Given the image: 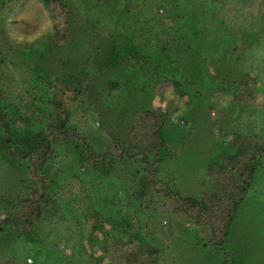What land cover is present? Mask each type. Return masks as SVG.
I'll return each instance as SVG.
<instances>
[{
    "label": "trees",
    "instance_id": "trees-1",
    "mask_svg": "<svg viewBox=\"0 0 264 264\" xmlns=\"http://www.w3.org/2000/svg\"><path fill=\"white\" fill-rule=\"evenodd\" d=\"M36 1L45 9L50 21L52 34L48 37V45L51 48L36 59L31 56L19 67L11 65L8 68L9 48L0 47V101L9 95V100L16 102L14 109L0 104V161H13L16 165L12 164V167L22 175L11 196L0 195V245L12 240L10 232L23 239L24 233L33 235L35 230L42 237V245L38 249L33 245L37 259L25 253L22 256L8 252L0 260L4 264H27L26 260L31 257L29 264H83V256H86L88 264H166L171 243L177 238L187 237L188 240L191 230L200 228L204 230L209 246L224 253L226 264L225 246L230 230L262 168L264 127L261 122H255V117L264 114V74L225 75V79L229 76L223 86L230 87L227 93L231 96L230 105L242 109L246 126L236 124V119L230 117V132L216 136L224 142L218 145L215 141L222 150L207 166L206 191L198 198L181 197L180 189L174 191L171 188L170 175L162 169V161L166 158L163 133L168 125H179L173 118L176 109L170 105L161 109L152 104L156 95L162 99L163 88L167 85L172 87V93L178 99L183 100L187 95L175 79L181 68L168 70V67L178 61V45L187 41L192 49L198 48L209 28L199 30L201 36H180L179 41L169 36L159 39L157 33L153 38L144 36L147 37L145 42L135 44L131 41L137 33H148L157 24L163 27L164 22L174 27L178 20L185 22L192 18L181 14L177 16L178 20L168 17H165L168 21L158 20V10L169 12L170 7L176 10L178 0H158L148 4L144 0L140 4H135L134 0H118V12L110 9L121 20L117 27H110L106 20L98 21L97 14L91 17L95 25L86 28L89 29L87 35L80 37L74 27L78 15L71 14L62 0ZM186 1L189 5V0ZM217 1L213 0L214 4ZM96 2L99 5L100 0ZM13 3L14 0H0V19L4 11L12 9ZM121 3L131 7L125 8ZM86 7L84 4V10ZM200 8L204 10L205 6L197 2L196 10ZM128 13L133 14L136 24L145 25L144 29L129 34L125 16ZM220 13H205L208 26L212 19H219ZM144 17L147 19L142 23ZM225 24L223 20L222 25ZM261 24L264 31V11ZM227 31V35H232L233 31ZM79 37V48L87 55V61H79L78 56L64 46L72 38L75 41ZM247 45L239 47L243 57L249 49ZM173 52L175 57H170ZM12 63L17 62L12 60ZM112 67L123 70L127 67L130 72L143 76L142 80L145 77L144 81H155L151 82V95L146 93L149 83L135 80L136 76H130L124 83L130 92L140 88L146 97L151 96V107L132 112L125 139L115 138L106 149L96 150L92 145L95 138L88 139L75 126L81 124V116L89 113L91 103H94L85 82L88 72L101 73ZM144 70L150 75H145ZM14 74L22 78L19 83L22 89H18L24 91L22 96L13 91ZM185 82L194 85L187 78ZM119 87L123 89L115 84V78H109L101 95L113 97ZM257 96H260L259 102ZM68 158L72 163L68 166H73L74 170L68 178H63L61 173L65 171L57 169L56 165L65 163ZM121 165H132L134 173L122 179L117 172ZM111 172H114L113 176ZM137 175L138 180H135ZM114 180H118L116 183L131 181L135 188L131 192L124 190L125 199H120L115 193L111 195L114 185H110ZM102 198L108 201L103 207ZM159 199L162 200L161 210L153 214L151 206ZM122 206L126 211L119 215L116 212ZM45 243L48 249H45ZM187 252L191 258H197L192 245Z\"/></svg>",
    "mask_w": 264,
    "mask_h": 264
},
{
    "label": "rangeland",
    "instance_id": "rangeland-1",
    "mask_svg": "<svg viewBox=\"0 0 264 264\" xmlns=\"http://www.w3.org/2000/svg\"><path fill=\"white\" fill-rule=\"evenodd\" d=\"M157 1L144 0V3ZM62 2L69 8L71 14L73 12L77 13L78 20L74 27L79 32L80 37L87 35L89 29L86 28L95 25L91 17L94 18L93 16H97V14H99L98 21L106 20L110 27L115 28L121 23L120 18L113 14L114 11L110 10L117 11L116 5L120 4L118 0H100L99 5L96 0H62ZM90 2H92V5H90ZM141 2L142 0H134L135 4ZM197 2H200L201 5L204 4V10L202 8L196 10ZM107 3L109 5L105 8ZM215 3L213 0H189L188 5L186 0H178L176 10L175 7H170L169 12L164 11L165 9H163L164 12L161 9L158 10V20L163 22L167 20L165 17L178 20L177 16L181 14L192 19L185 22L178 20L177 23H174V27L165 24V22L164 25L162 24L163 27L157 24L153 26L155 31L152 29L145 34L137 33L131 41L135 44L143 43L145 42L144 39L147 38L144 36L153 38L157 33L159 39L169 36L177 38L179 41L180 36H201L198 31L209 28L198 48L194 46L192 49L187 41L178 45L176 49L178 61L176 65L172 64L168 67V70H175L177 66L181 68V73H176L175 79L182 84L187 95L183 100L178 99L172 93V87L167 85L163 88V90L165 89V95L162 99H159L156 95L152 104L154 107H161V109H164L166 105L176 109L173 118L179 125H168L163 133L165 140L163 151H165L166 158L162 161V169L170 175L171 182H169V185L171 184V188L174 191H178L175 190L176 188L180 189L178 192L182 195L181 197L198 198L206 191L208 186L206 181L207 166L218 157L217 155L221 154L222 149L218 145L224 142L218 140L216 136L218 133L227 135L230 132V125L228 126L230 117L236 119V124H245L243 118L245 113H242V109L230 105L231 96L230 94L227 95L230 87L223 86L229 76L239 77L240 72H252V75L264 74V31H262L263 23L261 24L264 0H219ZM82 4L83 6H81ZM84 4L87 5L85 10ZM121 4L123 5V3ZM183 4L188 6L185 7ZM71 5L74 7L73 10ZM123 7L131 6L123 5ZM204 11L210 15L220 11L221 13L218 15L220 20L212 19L210 26H208L205 22L207 15ZM2 15L3 17L0 19V47L9 48L7 60L11 59L8 62V68L11 65L19 67L31 56L36 59L43 51L51 48L48 45V37L52 34L50 21L45 9L36 0H14L12 9L4 11ZM132 15L131 13L125 15L128 20L127 32L129 34L139 32L145 26L141 23L136 24L132 19ZM146 19L147 17H144L142 23ZM223 20L226 22L225 25H222ZM150 25L152 24L150 23ZM227 30L233 31L232 35H227ZM237 35L238 39L236 38ZM80 37L76 38L75 41L72 38L64 46L71 49L78 56L79 61H87V55H83L79 48L81 47ZM161 43H165V40ZM191 43L194 44L193 41ZM205 43L207 47L204 46ZM244 45L249 46V49L245 51L247 53L243 57L239 53V47ZM155 49L157 48L152 50ZM174 55L175 52L170 57ZM12 60L17 63L13 64ZM111 62L115 61L111 60ZM125 68L126 70L112 67L109 71L105 70L101 73L90 71L86 76L85 82L89 85L91 102L94 103H91L92 109L89 113H83L80 118L79 123L84 126L76 123L75 128L78 132L87 136L88 139L90 137L95 138L92 145L96 150L98 148L106 149L109 144L113 143L115 138L125 139L132 112L151 107V96L150 98L146 97L147 95L142 94L140 88L136 92H130L128 85L124 84L130 79V76H136L135 80L139 79L140 81H144L146 78L144 77L142 80L143 76H139L135 72L132 73L129 69L127 70V67ZM144 73L150 75V72L146 70H144ZM227 74L229 76L225 79ZM109 78H115V84L123 86V89L121 87L117 89L118 91L113 97L107 94L101 95L102 90L105 87L107 88ZM186 78L194 85L191 86L186 83ZM21 79L19 75L14 74L13 91L22 96L24 91H20L22 88L19 86ZM144 82L149 83L150 86L147 85L148 91L146 93L151 95L153 84L151 82L155 83V81L146 80ZM218 90L222 92L219 93ZM8 96L1 100L0 104L8 109H14L16 102L14 99L9 100ZM259 97L257 96L258 102ZM182 118L184 119L182 120ZM255 122H261L264 127V114L257 115ZM214 127L217 128V131L214 130ZM250 129L252 130V128ZM255 132H258V130H255ZM215 141H218V145ZM70 162L71 159L68 158L65 163L56 165L57 169L65 171V173L63 171L61 173L63 178H68L71 171L74 170L73 166H68L72 164ZM12 164L16 165L8 159L0 161V195L6 197L13 194L12 191L15 190L17 183L22 178L20 171L12 167ZM122 165L117 169V172L122 176V179H126L127 175L134 173L135 168L132 165L130 167ZM112 173L114 172H111V176H113ZM138 177L137 175L135 180H138ZM117 181L114 180V183L110 185H114L111 195L115 193L120 199L122 197L125 199L124 190L131 192L134 190L135 185L131 184V181L116 183ZM204 182L206 185H203ZM106 201H104V198L101 199V207L105 205ZM161 206L162 200L159 199L151 206L152 213L161 210ZM125 211L126 207L122 206L118 208L116 213L122 215ZM35 231L37 232V230ZM35 231L33 235L24 233L23 239L14 236L9 231L13 238L0 245V257L7 256L8 252H14L22 256L25 253L37 259L35 248L38 249L42 245V237L38 235V232L36 234ZM191 234L188 240L187 237L183 240L177 238L171 243L168 249L169 257L165 260L166 264H225L224 253L209 246L203 229L193 228ZM6 235L9 237V234ZM158 237L156 234L155 238L158 239ZM33 245L35 248H33ZM191 245L193 246V253L195 252L194 255L199 259L198 262L197 258H191L187 252ZM44 246L45 249H48L46 243ZM225 251L226 264H264V158L262 168L259 169L254 183L246 195L244 204L232 225ZM49 253L52 254L51 251ZM28 259L26 260L27 264H29ZM82 263L88 264L86 256H83ZM0 264H4V262L0 260Z\"/></svg>",
    "mask_w": 264,
    "mask_h": 264
}]
</instances>
